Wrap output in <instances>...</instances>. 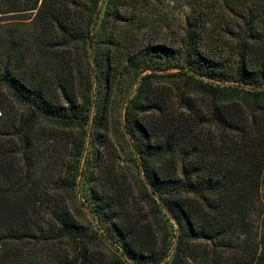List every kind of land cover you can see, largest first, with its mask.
Masks as SVG:
<instances>
[{
	"label": "trees",
	"instance_id": "16d2710c",
	"mask_svg": "<svg viewBox=\"0 0 264 264\" xmlns=\"http://www.w3.org/2000/svg\"><path fill=\"white\" fill-rule=\"evenodd\" d=\"M127 1L0 0V264H264V0H188L120 67ZM113 102L128 206L93 177Z\"/></svg>",
	"mask_w": 264,
	"mask_h": 264
},
{
	"label": "rangeland",
	"instance_id": "374dc122",
	"mask_svg": "<svg viewBox=\"0 0 264 264\" xmlns=\"http://www.w3.org/2000/svg\"><path fill=\"white\" fill-rule=\"evenodd\" d=\"M127 2L131 7L130 14L123 17V21L118 23L114 30L110 25L112 21L107 25V28L114 34H122L121 41L117 43L120 67L126 64H139L142 60L141 53L149 44L177 45L183 37L185 21L192 15L188 0H128ZM97 31L98 27L96 28L95 42L99 43L103 35ZM164 85L172 89V95H174V85L170 83H164ZM134 90L135 87H132L130 94H133ZM120 114H124V108L116 102L110 104L102 124L105 130L100 133L101 136H107L106 138L117 150L115 159H110L108 163L113 165L116 170L115 175L118 182L114 186L108 183L106 175H102L101 178H97L95 175L93 177L96 178L95 186L101 192H108L107 190L110 191L113 187L116 201L120 206H128L131 204L132 191L135 188L133 183L135 171L132 167L131 150L120 140L119 134L115 136L117 118Z\"/></svg>",
	"mask_w": 264,
	"mask_h": 264
},
{
	"label": "water",
	"instance_id": "95a60500",
	"mask_svg": "<svg viewBox=\"0 0 264 264\" xmlns=\"http://www.w3.org/2000/svg\"><path fill=\"white\" fill-rule=\"evenodd\" d=\"M178 71H180V70H179V69H171V70H168L167 72H168V73H174V72H178ZM83 161H84V160H82L81 165H80L81 168H82V166H83Z\"/></svg>",
	"mask_w": 264,
	"mask_h": 264
}]
</instances>
